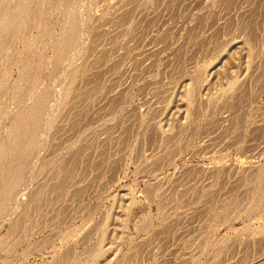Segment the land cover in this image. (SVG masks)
<instances>
[{"label": "rangeland", "instance_id": "374dc122", "mask_svg": "<svg viewBox=\"0 0 264 264\" xmlns=\"http://www.w3.org/2000/svg\"><path fill=\"white\" fill-rule=\"evenodd\" d=\"M2 1L0 264H264V0Z\"/></svg>", "mask_w": 264, "mask_h": 264}, {"label": "bare ground", "instance_id": "6f19581e", "mask_svg": "<svg viewBox=\"0 0 264 264\" xmlns=\"http://www.w3.org/2000/svg\"><path fill=\"white\" fill-rule=\"evenodd\" d=\"M12 1L13 0H3L1 3H2V6L4 7V6L10 4ZM5 2H7V3L5 4ZM28 8H29V3H28V5L27 4L20 5V7L16 8V10L13 11V13L11 15H9V17L6 16L0 20V28L6 24H9V23H16V22H17V24H19V22L21 23V21L23 19H25V16L28 14ZM68 22H70V21H68ZM71 23L72 24H70V26L72 27V25H73V27H74L75 22L71 21ZM73 27H72V30H73ZM72 30H71V32H72ZM71 32L69 29V33H71ZM68 34L66 37H68ZM63 44H64V42H63ZM34 109L35 108H30L28 110H25V111L19 113L16 116V118H14L13 122L11 123V127L9 129L7 128L8 130H13V131H9V133L11 132V134H8L10 136V138H12L13 144L8 148L6 146L0 147V160L8 158L9 156L15 157V156H17L18 153L22 152V148L20 146H19L20 149L18 148V144L21 143V140L20 141H17V140L21 136H26V134L28 133L29 130H34V128L36 127V123H37L36 120H38L37 118H39L38 114L40 113V111L38 113ZM27 142H29V141L27 140ZM10 166H11V163H10ZM9 173H10V171H9ZM9 173H8V175H9ZM11 175H13L12 177H14L16 175V169H14V172Z\"/></svg>", "mask_w": 264, "mask_h": 264}]
</instances>
